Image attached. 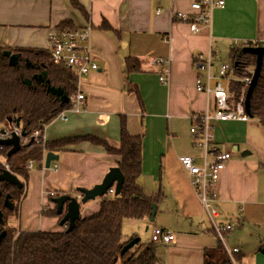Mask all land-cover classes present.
I'll return each mask as SVG.
<instances>
[{
    "label": "crops",
    "instance_id": "crops-1",
    "mask_svg": "<svg viewBox=\"0 0 264 264\" xmlns=\"http://www.w3.org/2000/svg\"><path fill=\"white\" fill-rule=\"evenodd\" d=\"M194 1L78 0L86 17L72 0H0V46L48 52L50 32L64 24L91 25L92 57L99 66L78 81L86 108L69 112L67 123L57 117L46 127L48 143H72L57 148L56 169L41 171V163L36 164L39 170L31 173L27 190L35 191L40 200L48 193L77 198L79 188L90 190L101 184L112 168L119 167L121 158L78 140L93 137L118 149L125 121L132 137L143 136L138 185L146 195L163 196L154 222H126L144 225L150 234L154 227H161L177 237L174 243L157 245L155 262L264 264V124L256 118L213 123L215 146L232 156L216 187V207L217 223L232 226L225 234V246L240 250L233 258L211 228L180 162L181 157L200 153L192 144V117L216 107L214 97L197 89L198 79L207 84L209 75L197 56L204 55L203 50H215L217 58L210 66L217 70H210V75L217 78L220 66L228 62L224 55L231 58L234 47L248 41L264 43V0H227L225 8L214 11L212 27L197 35L177 18L178 13H190ZM130 57L139 60L133 70L127 66ZM158 60L164 63L153 65ZM161 77L167 79L166 85ZM241 78L237 73L228 82L235 85ZM216 83L211 81L212 86ZM30 197L23 199L19 220L11 219L10 227L16 225L18 233L65 230L60 223L57 229H41L44 203H28ZM100 204L97 198L91 206H82L81 217L97 213ZM54 209L53 204L49 210ZM129 239L123 232V240ZM150 243L149 238L144 244Z\"/></svg>",
    "mask_w": 264,
    "mask_h": 264
},
{
    "label": "trees",
    "instance_id": "trees-1",
    "mask_svg": "<svg viewBox=\"0 0 264 264\" xmlns=\"http://www.w3.org/2000/svg\"><path fill=\"white\" fill-rule=\"evenodd\" d=\"M72 5L88 16L78 0H72ZM64 27L74 25L64 24ZM108 29H112L109 25ZM252 45V42H247ZM19 56L18 67L9 66L6 52ZM237 57L235 67L240 72L248 69L247 56L242 49L233 51ZM216 59V52H210ZM244 59V62H239ZM214 60V59H213ZM27 61L31 67L27 66ZM214 62V61H213ZM212 62V63H213ZM139 60L134 57L127 59L129 70L135 69ZM46 74L43 81H36L35 76ZM241 74V73H240ZM28 81L32 83L28 85ZM50 83V85L47 84ZM61 88L69 97L78 91V77L71 70L62 65L54 64L50 60V53L34 50H14L0 46V123L5 128L12 124L9 119L20 120V129L25 136L35 131L44 133L46 127L57 119L58 115L69 108V104L62 105L60 100L48 93V87ZM250 87V86H249ZM252 94L251 115L254 118L264 116V63ZM263 123V120L260 122ZM143 136L132 137L126 128L125 121L121 128V146L112 148L105 142L85 137L78 142L88 141L102 146L108 154L121 158L119 168L125 177V183L119 196L101 198L100 210L88 217H80L75 228L68 232H35L19 233L17 237L9 234L0 246V264H153L156 261V246L152 243L139 242L134 250L122 255V251L133 239L123 240V228L126 220H151L153 207L163 199L161 194L149 196L144 194L138 185L142 175V139ZM72 141H63L58 145L46 143L36 145L33 141L24 145L20 152L8 157L11 148L0 145V174L7 163L16 177L21 179L25 175L23 167L29 161L40 163L44 154L56 153ZM41 168V165H40ZM20 179V181H21ZM21 189L8 184L0 183V211L4 218L19 214L21 202L27 195V181H21ZM10 196L15 207L9 212L4 207L6 197ZM60 195L54 197V200ZM46 217L61 216L54 210H43ZM0 226V231L3 230ZM225 262H223L224 264ZM210 264V263H206Z\"/></svg>",
    "mask_w": 264,
    "mask_h": 264
},
{
    "label": "built area",
    "instance_id": "built-area-1",
    "mask_svg": "<svg viewBox=\"0 0 264 264\" xmlns=\"http://www.w3.org/2000/svg\"><path fill=\"white\" fill-rule=\"evenodd\" d=\"M227 5V0H196L191 5L190 13H178L177 18L189 24L190 30L193 34H199L203 28H211L213 24V13L218 9H223ZM92 35L93 27L91 25L86 26H66L56 31L50 32L48 36V52L50 53V60L57 65H62L65 68L74 72L78 81L87 77L92 72L99 70L98 64L92 57ZM249 42V41H248ZM251 47H264L262 42H252ZM247 45V42L244 44ZM211 54V53H210ZM213 55V54H211ZM204 60V55L197 56L198 62L202 65V70L209 71L207 77V84H203L202 79H198L197 89L200 92L206 93L208 97H214L216 103V111L211 113L209 111L196 114L192 117V127L190 130L192 144L200 153L196 156L181 157L180 162L183 168L188 172L190 178V185L196 195L198 202L203 208L210 226L217 233L220 238L226 254L233 258V256L239 253L238 249H229L225 246V234L232 230V226H220L217 223L219 212L216 207L217 195L216 187L220 180L221 173L226 168V164L231 160L232 156L227 153L221 152L214 144L213 126L214 122H228V121H243L248 122L249 117L245 113L244 101L245 91L238 104H234L233 97L228 93V90L224 88L223 83L218 81L215 86H212L211 81L213 78L210 75V69L214 56ZM251 59V58H250ZM164 63L162 60H158L153 65ZM207 64V66H205ZM256 70L255 58L249 62L248 69L244 70L246 73L241 78L242 83H246L249 87L251 84L254 73ZM168 73V71H167ZM240 73L235 67V61L230 63H223L220 66L217 78L228 79L230 76H236ZM231 80V79H229ZM162 84H167L165 77L160 78ZM69 108L67 112L59 114L58 119L63 123H67L69 120V112L78 113L86 108V97L79 93L73 95L70 98ZM45 133V131H44ZM40 131L33 132L30 136H23L20 127L12 124L10 128H5L0 123V141H4L17 135L20 137V144L23 147L30 141H33L36 145L44 146L47 143L45 134ZM46 156L44 154L41 163V171L46 170ZM38 162L29 161L23 167L25 175L21 181H28L31 173L35 170V165ZM57 164L52 162L50 169H56ZM3 169L13 174L10 166L7 163L3 164ZM48 196L54 197L55 194L51 193ZM115 196V187L113 186L106 194L105 198H111ZM67 229V226H65ZM177 240L175 234L170 233L161 227H154L151 232L150 242L154 245L158 244H171ZM235 264V261L233 260ZM153 264H160L155 262Z\"/></svg>",
    "mask_w": 264,
    "mask_h": 264
},
{
    "label": "water",
    "instance_id": "water-1",
    "mask_svg": "<svg viewBox=\"0 0 264 264\" xmlns=\"http://www.w3.org/2000/svg\"><path fill=\"white\" fill-rule=\"evenodd\" d=\"M243 54L253 56L255 58L256 63V70L254 73L253 80L250 84V87L248 89L247 97H246V112L250 116V118H253L251 115V97L253 94V91L258 84L259 78L261 76V71L264 63V47H246L242 50ZM6 55L8 56L9 60V66L15 68L19 65V56L12 54L10 51L6 52ZM27 66L31 67L30 63L27 61ZM46 74H41L39 76H35L36 81H43ZM32 82L28 81V85H30ZM48 85H50L49 82H47ZM48 93L57 97L62 105L68 104L70 99L69 96L64 93V91L61 88H55L52 86L48 87ZM10 124H15L17 127L20 126V120H14L9 119ZM25 136V134H23ZM20 137L17 135H13L12 138L0 141V145L6 146L8 148H11V150L8 152V157H12L13 155L17 154L21 151L22 146L20 144ZM59 156L55 155L54 153L50 152L46 156V169H50V165L52 162L59 161ZM0 183H8L11 184L19 189L23 187L22 182L12 173L9 171L3 170L0 174ZM125 183V177L122 173L121 169L118 168H112L110 172L106 175L103 182L97 186H95L93 189L87 190L84 188H79L77 192L81 194V196L77 198H73L68 195H64L61 197H58L53 200V204L56 206V211L59 216H61V226H67V231L71 232L76 225V222L79 221L81 217V207L86 205L87 203L91 201H95L97 198H103L106 196L107 192L114 186L115 187V195L119 196L122 192L123 186ZM10 196L6 197V200L4 202V206L6 209L12 211L14 209L13 204L10 203ZM156 207H153V216L151 218V222L155 220L156 217ZM4 213L0 211V225H4ZM7 236V231H3L0 233V246L3 240ZM139 242H141L140 238L133 239L128 245H126L122 251V255L128 252L129 250L133 249Z\"/></svg>",
    "mask_w": 264,
    "mask_h": 264
},
{
    "label": "rangeland",
    "instance_id": "rangeland-1",
    "mask_svg": "<svg viewBox=\"0 0 264 264\" xmlns=\"http://www.w3.org/2000/svg\"><path fill=\"white\" fill-rule=\"evenodd\" d=\"M245 43H243V44H241V45H239L238 47H234L235 49H244V48H246V47H251L250 45H248V46H245L244 45ZM253 45V44H252ZM200 53H203L204 54V58H202V59H204V60H208V55H211L210 54V52H209V50H207V51H205V50H203L202 52H200ZM213 55H211V57H212ZM253 57V56H252ZM252 57L251 56H247V62L249 63L250 62V60H252ZM224 58L230 63L231 61H236L237 60V57H236V55H235V53L234 52H232V55H231V58H229V55H224ZM251 58V59H250ZM214 62L216 61V59L214 58V60H213ZM239 62H244V59H242V60H240ZM205 66H207V64H205ZM214 67H212L210 70L212 71V69H213ZM216 68H214V70H213V72H216ZM207 71V70H206ZM219 71V70H218ZM209 72V71H208ZM241 73V76L242 77H244L245 76V74L244 73H246L245 71H241L240 72ZM204 74V73H203ZM247 74V73H246ZM248 75V74H247ZM249 76V75H248ZM234 78V76H230V78H228V79H220V78H216L215 80L218 82V81H221L222 83H223V86H224V88L225 89H228V87H229V89H230V91H228V93L233 97V102H234V104H238L239 103V101H240V99L242 98V96H243V93H244V91H245V101H244V109H245V113H246V115L249 117V120H250V116L247 114V112H246V97H247V93H248V89H249V87H248V85L244 82V83H241V82H237V83H235V85H234V83L233 84H229V79H233ZM215 82L213 81V84H214ZM215 86V85H214ZM250 86V85H249ZM203 93V92H202ZM254 93V92H253ZM262 98H263V101H264V92L262 93ZM251 106H252V99H251ZM207 111H209V112H211V113H213V112H215L216 111V107H215V109L214 110H207ZM206 111V112H207ZM251 119H254V117L253 118H251ZM256 119H258L259 120V122H261V120H263V123H264V116H262V117H258V118H256ZM229 122H232V121H229ZM241 122H243V121H241ZM212 134H213V132H212ZM35 170H39V167L37 166V165H35ZM45 171H47V170H45ZM31 188V187H30ZM26 191H27V195L30 197L29 199H28V203H33V204H35V203H38L39 205H40V201H41V203H44L43 205H41L42 206V209L44 208V209H47V210H49V209H52V207H53V204H52V202H51V199L49 198V197H46V196H42V198H41V200H40V196L38 195V194H35V191H31V189H28L27 190V188H26ZM49 192H53V191H49ZM49 194V193H48ZM101 200V199H100ZM95 202V201H94ZM93 201L92 202H89V203H87L86 205H85V207H89V206H91V204H93L94 203ZM42 212H43V210H42ZM12 219H14L15 220V222L16 221H18L19 220V214L17 215V213L15 214V216L12 218ZM41 221L43 222V226H42V228L41 229H43V230H47L48 231V229H57V227H59V219L57 218V217H47L46 218V216H44L42 213H41ZM14 222V223H15ZM154 222V221H153ZM15 228H17V226L15 225ZM15 228H12V227H10V225L8 224L7 225V227H5L3 230L4 231H7V235H9V234H14L16 237H17V235L19 234L18 233V231H17V229H15ZM3 230H1L0 232H2ZM123 232H124V234L125 235H127V237H129V238H132L133 236H135V237H137V238H140L141 239V244H144V243H147L148 242V239L150 238V236H151V234H150V231L149 230H146V226H139L138 225V223L137 222H133V221H125L124 222V229H123ZM156 246V252H157V245H155ZM132 250H134V248L133 249H131V251ZM223 262H224V260H223Z\"/></svg>",
    "mask_w": 264,
    "mask_h": 264
},
{
    "label": "flooded vegetation",
    "instance_id": "flooded-vegetation-1",
    "mask_svg": "<svg viewBox=\"0 0 264 264\" xmlns=\"http://www.w3.org/2000/svg\"><path fill=\"white\" fill-rule=\"evenodd\" d=\"M10 203L11 204H13V206L15 207V205H14V203H13V201L10 199ZM5 207V206H4ZM6 209V208H5ZM7 211H9V212H12V211H10V210H8V209H6ZM14 216L13 215H11V217H9V219H8V221H7V219L6 218H4V220H5V224L2 226V225H0V226H2V228H5V227H7V225L9 224L10 225V221H11V219L13 218ZM4 231V230H3ZM2 231V232H3ZM1 233V232H0Z\"/></svg>",
    "mask_w": 264,
    "mask_h": 264
}]
</instances>
